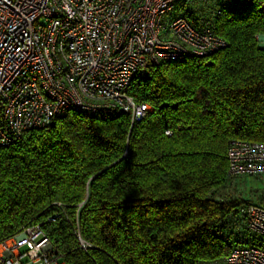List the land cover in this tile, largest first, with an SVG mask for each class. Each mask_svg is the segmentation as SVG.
Instances as JSON below:
<instances>
[{
	"label": "trees",
	"instance_id": "16d2710c",
	"mask_svg": "<svg viewBox=\"0 0 264 264\" xmlns=\"http://www.w3.org/2000/svg\"><path fill=\"white\" fill-rule=\"evenodd\" d=\"M263 3L219 6L224 49L132 81L129 95L152 108L139 122L68 112L1 148L0 240L43 223L65 264H204L234 244L264 249L239 240L250 202L226 186L230 142H264Z\"/></svg>",
	"mask_w": 264,
	"mask_h": 264
},
{
	"label": "built area",
	"instance_id": "2783aa9c",
	"mask_svg": "<svg viewBox=\"0 0 264 264\" xmlns=\"http://www.w3.org/2000/svg\"><path fill=\"white\" fill-rule=\"evenodd\" d=\"M250 3L229 0L223 8ZM220 13L194 10L191 0H0V149L68 112L124 113L139 122L152 108L129 95L132 81L152 67L224 49L213 31ZM226 158L229 181L264 176V142L233 140ZM239 218V240H264V202L248 204ZM42 225L1 239L0 264H65ZM234 245L220 262L204 264H264V249Z\"/></svg>",
	"mask_w": 264,
	"mask_h": 264
},
{
	"label": "rangeland",
	"instance_id": "374dc122",
	"mask_svg": "<svg viewBox=\"0 0 264 264\" xmlns=\"http://www.w3.org/2000/svg\"><path fill=\"white\" fill-rule=\"evenodd\" d=\"M194 10L215 9L221 5L227 4L229 0H191ZM261 43H264L260 39ZM227 190L243 199H246L250 204H258L261 199L264 200V176L260 177H242L237 178L232 183H227ZM242 232V231H240ZM239 232V233H240ZM220 262V261H219Z\"/></svg>",
	"mask_w": 264,
	"mask_h": 264
},
{
	"label": "water",
	"instance_id": "95a60500",
	"mask_svg": "<svg viewBox=\"0 0 264 264\" xmlns=\"http://www.w3.org/2000/svg\"><path fill=\"white\" fill-rule=\"evenodd\" d=\"M260 37H261L262 41H264V35H260ZM258 47L264 48V43L259 42Z\"/></svg>",
	"mask_w": 264,
	"mask_h": 264
},
{
	"label": "crops",
	"instance_id": "0c3cea01",
	"mask_svg": "<svg viewBox=\"0 0 264 264\" xmlns=\"http://www.w3.org/2000/svg\"><path fill=\"white\" fill-rule=\"evenodd\" d=\"M240 7H243V6H242V5H240ZM233 181H234V180H233ZM228 183H232V181H230V182L228 181ZM263 202H264V200H263ZM258 204H259V203H258Z\"/></svg>",
	"mask_w": 264,
	"mask_h": 264
}]
</instances>
